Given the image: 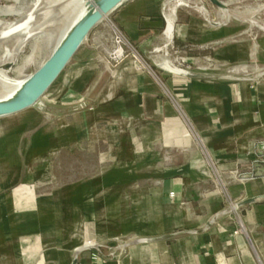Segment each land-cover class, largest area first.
<instances>
[{
	"label": "crops",
	"instance_id": "obj_1",
	"mask_svg": "<svg viewBox=\"0 0 264 264\" xmlns=\"http://www.w3.org/2000/svg\"><path fill=\"white\" fill-rule=\"evenodd\" d=\"M165 4L127 0L92 30L51 123L0 118V264H264V83L108 57L109 22L143 55L167 48ZM220 34L178 16L173 39L208 55ZM61 152L62 176L46 172Z\"/></svg>",
	"mask_w": 264,
	"mask_h": 264
},
{
	"label": "rangeland",
	"instance_id": "obj_2",
	"mask_svg": "<svg viewBox=\"0 0 264 264\" xmlns=\"http://www.w3.org/2000/svg\"><path fill=\"white\" fill-rule=\"evenodd\" d=\"M222 1L227 4V9L209 0H166L163 7L165 15H168L170 8L180 2L176 19L178 16L194 17L205 27L215 26L221 34L212 44L211 54L190 50L192 47L189 45L178 48L173 39L162 51L151 49V53L143 55L120 27L109 22L108 57L115 63L130 57L143 64L154 76L164 71L156 64L168 58L179 67L209 68L218 74L249 76L264 83V0ZM73 3L74 0H0V7L14 11L0 13V66L5 61H14L15 67L8 72L11 78L24 79L46 61L73 15ZM231 46L243 48L244 54L235 61L218 62L214 59L212 52ZM119 48L121 51L118 53ZM57 81L42 97L44 110L34 108L43 115L41 122L45 124L56 119L60 115L56 110L63 107L61 99L53 98ZM6 94L7 91L0 87V96ZM31 135L29 132L24 137L30 138ZM63 157L61 152L45 171L62 176Z\"/></svg>",
	"mask_w": 264,
	"mask_h": 264
},
{
	"label": "water",
	"instance_id": "obj_3",
	"mask_svg": "<svg viewBox=\"0 0 264 264\" xmlns=\"http://www.w3.org/2000/svg\"><path fill=\"white\" fill-rule=\"evenodd\" d=\"M127 0H85V10L79 14L74 12L68 25L63 30L59 40L46 61L32 74L24 79H14L13 82L21 80V84L7 97H0V118L20 113L32 107L45 108L42 97L59 78L75 54L88 39L92 30L99 25L115 9ZM212 4L227 9V4L222 0H209ZM168 23V19H167ZM218 25V23H214ZM173 40V38L171 39ZM165 61L157 63L160 69L189 78H219L225 77L232 80H257L249 76L234 77L224 74H206L194 69L179 67V71H171L167 68ZM15 67L13 60L5 61L0 68L7 73ZM8 91V90H7ZM255 176V173L252 174ZM248 199L239 205L252 202Z\"/></svg>",
	"mask_w": 264,
	"mask_h": 264
},
{
	"label": "bare ground",
	"instance_id": "obj_4",
	"mask_svg": "<svg viewBox=\"0 0 264 264\" xmlns=\"http://www.w3.org/2000/svg\"><path fill=\"white\" fill-rule=\"evenodd\" d=\"M180 4H182V3L178 2L176 5L172 6L170 8L169 12H168V15H167V19H168L167 35H168V38H169L170 41H171V39L174 36V24H175V20H176V9H177V6L180 5ZM78 10L80 12L79 14H81L82 12H84V10H85V0H74L72 12L74 13V12H76ZM6 12H14V11H11V10L9 11V10L5 9V7L4 8L3 7H0V13H3L4 14ZM165 57H167V56H165ZM15 58H17V57H15ZM164 61H165L164 63L167 65L166 67L169 68L171 71H179L178 67L177 66H173L171 64L172 61H170L168 58H165ZM20 84H21V80H18L16 82H13V80L9 77L8 73L5 70H3L2 68H0V87L2 89L6 90V91L8 90L7 91V94L4 95V96H2V97H7V96L11 95L12 92Z\"/></svg>",
	"mask_w": 264,
	"mask_h": 264
},
{
	"label": "built area",
	"instance_id": "obj_5",
	"mask_svg": "<svg viewBox=\"0 0 264 264\" xmlns=\"http://www.w3.org/2000/svg\"><path fill=\"white\" fill-rule=\"evenodd\" d=\"M119 42H120V40H119ZM121 51V48H119L118 50H117V52L119 53ZM179 65H182L181 63H179ZM183 66V65H182ZM183 67H185V66H183ZM185 68H189V69H192L190 66H186ZM101 253V249H100V247H97V255H99Z\"/></svg>",
	"mask_w": 264,
	"mask_h": 264
}]
</instances>
